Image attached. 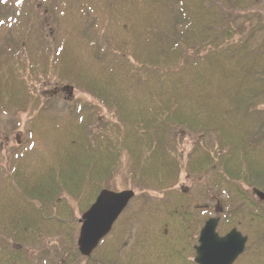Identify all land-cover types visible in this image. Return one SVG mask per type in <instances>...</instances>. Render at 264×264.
Instances as JSON below:
<instances>
[{"label":"rangeland","instance_id":"1","mask_svg":"<svg viewBox=\"0 0 264 264\" xmlns=\"http://www.w3.org/2000/svg\"><path fill=\"white\" fill-rule=\"evenodd\" d=\"M239 1L248 7L252 0ZM220 3L229 4L0 0V145H6L0 148V230L4 221H17L16 230L27 234L2 233L3 242L15 250L24 241V254L32 264H96L99 259L108 263L109 258L124 264L133 254L132 259L142 264H197L194 249L200 230L209 217L220 216V235L235 226L248 238L235 264H264V201L253 192L264 191V185L250 177L228 180L220 157L231 153L230 135H248L264 119V79L253 74L249 58L252 55L256 67L264 70V55L253 54L264 39V28L254 25L253 36L236 35L233 46L248 41L237 52H225L227 38L214 35L211 27L204 29L210 20L215 22ZM252 5L248 16L264 13V0ZM242 14L230 15V20L237 17L229 20L233 27L251 24ZM219 22L226 26L228 20ZM8 57L13 61L7 64ZM65 85L73 86V93L63 91ZM173 104L198 123L194 130L168 119L176 110ZM138 123L141 133L150 135L140 144L152 157L146 165L122 155L111 173L103 168L96 187L85 170L88 184L83 193L77 186L75 192L66 190L42 203L37 201L42 196L35 199L14 183L21 180L36 193L40 185L46 190L48 176L60 185L62 176L80 169L81 135L90 137V153H96L115 141V133L126 139ZM158 135L167 139L161 146L165 154L157 149ZM134 141L128 142L134 146ZM250 148V159L264 171V134L258 133ZM232 153L231 163L236 165L242 153ZM205 154L211 155V163L206 164ZM100 155L94 161L102 160ZM17 161L22 163L14 174ZM104 188L132 190L135 196L93 254L70 262L71 245L74 251L78 247L77 220ZM25 205L36 206L42 219L41 206L56 211L61 206L58 218L66 226L49 211L45 220L28 222L30 228L23 224L31 220L29 213L17 209ZM218 205L222 212L215 209ZM172 206H187L193 222L189 216H170Z\"/></svg>","mask_w":264,"mask_h":264},{"label":"trees","instance_id":"2","mask_svg":"<svg viewBox=\"0 0 264 264\" xmlns=\"http://www.w3.org/2000/svg\"><path fill=\"white\" fill-rule=\"evenodd\" d=\"M204 1L207 2L208 7H211V4H210L211 0H204ZM227 1L229 4L226 7L223 4H219V7L217 8V14H216L217 17L216 18H218V21L220 19H226V20H227V18L230 19V15L233 16V12H241V13L243 12L242 15H243L244 19L245 18H247V19L251 18V21H250L251 24L248 27L246 26L245 22H242L241 24H239L237 26L236 29L231 28L230 21L228 20V22L226 23V26L222 25L224 27L223 29L225 30V32L228 35H230L231 37H233L235 35L240 36V34H242V33H245V34L249 33L250 35H253L254 31L252 30V26H254V25H260V27L264 28V13L254 14L253 17L248 16L251 7H254V5H252V3L257 4L259 2V0H252L251 3L248 4L249 5L248 7H246L245 4H243L239 0H227ZM189 2H195L196 3V2H198V0H189ZM216 2H218V1H216ZM239 3H240V5H238ZM213 5L214 4H212V6ZM235 19H237V17L232 18L231 20L233 21ZM211 21L212 20H210L208 22V24H210ZM209 27H211V26H209ZM255 32H256V30H255ZM247 41H248V39L243 41L242 45ZM201 42H202V40H200L198 43H201ZM178 46H180L179 43H178ZM253 49L254 48H251L252 51H253ZM228 51L229 52H235L236 50L235 49H228ZM253 54L255 56H259V55L263 56L264 55V39L261 41L260 46H258L255 49ZM249 58L252 61L251 68L253 69V74L258 73V74L262 75L263 79H264V70H259L256 67V64H255L256 59L254 60L252 55L249 56ZM10 62H12V60L8 57L6 60V63L8 64ZM1 66H2V63L0 62V67ZM95 79H97V78H95ZM96 87L99 88V94L100 95L104 94V89L102 87H100V86H96ZM115 89H117V88H115ZM108 94H109V92H108ZM111 97H112V95H110V98ZM174 105H175L176 110L171 115L172 118L170 116L168 119L169 120L171 119V121H178V122L182 123L183 125H187L188 127L192 128L194 130L198 123H196V121L189 114L183 112L179 108L178 104H173V108H174ZM137 126L138 127H133L130 129L132 133L129 134L128 135L129 138L127 137L126 139L120 138L119 134L115 133V141L110 142V143L108 141V145H106L107 146L106 150L104 151L103 149H99L96 151V153H90L91 145H92V141L90 140V137H87V135H86V139H85L84 136L81 135L79 140H78V149L81 151L79 160H77L79 163V168H80L79 170L73 172V174L68 175L66 173L64 176H62V182L60 183V185H56L54 178L48 176L49 179H47V185L43 184L46 186V190L43 186L40 185L39 191L37 193L34 192L32 187L28 188L26 184H23L24 188L22 187V189L25 192L29 193L30 195H34L35 199H37L36 198L37 196L38 197L42 196L43 200L37 199V201H41V203H42V202L47 201L48 199H51L52 197L54 198L55 196L59 195L63 191H66V190L71 191L72 190L75 192L76 191L75 187H77V186L79 189L82 188L81 193H83L85 185L88 184L85 182V178H84V175H85L84 171L85 170H87V176H88L89 182L92 183V186L96 187L97 185L100 184L99 182H102L101 180L103 179V172H102L103 168L105 166H107L109 168L108 171L111 173L112 170L116 166V162L119 159L118 157H120L122 155H124L126 158L130 157L132 159L140 160V162L144 161L143 165H146L147 158H149L151 156H147L146 152L141 151L140 144H141V141L145 142V139L148 136L150 137V135L144 136L141 133V126L139 125V123ZM251 129L252 128H250L249 130H251ZM258 133L264 134V119L262 122H260L259 129L256 131L253 130L248 135H247V133H245V134H243L244 136L242 134H240V137H234L231 135L229 136L231 153H227L224 156H220L222 164L224 166V171L225 170L227 171V173L225 172L226 173L225 176L227 177L228 180H230V178L238 180L239 177L244 178V179H246L247 177H250L253 181H255L256 179L260 180L261 182H258V183L264 185V171L261 170L260 168L258 169L257 165L254 164L255 162L254 161L252 162V160L249 157V152L251 151V148H250L251 142L256 141ZM241 136H243V137H241ZM223 137H224L223 135L221 137H219V141H223L222 140ZM245 138H247V139H245ZM259 138H261V137H259ZM132 139L136 140V141H134V144H135L134 146H133V144L131 145L128 142L129 140H132ZM148 141H150L149 145L151 143L152 144L154 143V140L151 138H149ZM247 142H248V145H246ZM164 143H167V139L164 137H160L158 135L157 149L160 152L159 154H162V153L165 154L166 153L165 147H161ZM152 146L153 145H151L149 147H152ZM234 151H241V153H242V156H239L237 158L238 162L236 165H233V163H231L233 160V156H232L233 153L232 152H234ZM97 153L101 154L100 156H101L102 160H95L94 161V158H95ZM253 154L254 153H252L251 155H253ZM175 156H179V155L176 154ZM204 156L207 159L206 164L211 163L210 162V160L212 159L211 155L205 154ZM151 159H152V157H151ZM157 161H158V159H157ZM176 161L177 160H175L174 163H176ZM101 164L103 166H100ZM206 164L203 165V163H202V167L206 166ZM20 165L21 164L19 163V161H17L16 165H14V168L16 170H18L20 168ZM85 165H86V168H85ZM174 166H175V164L171 165V167H174ZM79 172H80L79 176L81 178L76 177V175L78 176ZM240 180H242V179H240ZM43 191H45V193H43ZM242 199H244V197ZM41 207L44 210L45 217L48 213H50L49 211H52V212L55 211L56 213H54V212L53 213L57 214L56 217L58 218L61 206H59V211H56V208H54L52 210V206H41ZM84 207L87 208V206H84ZM17 209L23 210V211H26L29 213V219H31V220H25L23 224H26L27 226L29 225L30 228L31 227L33 228V226H32V223L29 224L28 222H34L32 220H35V221L45 220V217L43 219L39 217V213L36 211V206L25 205V206H19V207H17ZM171 214H172V216L177 214L176 216H179L180 218L183 217L184 219H186L187 216H189L188 218H191V221L193 222L191 214L187 211V206H172L170 216H171ZM57 220L59 222H61L62 225H65V223L62 219L58 218ZM78 221H80V219L77 220V223H79ZM16 223H17V221L8 222L7 227H5V230H10V228L12 226L11 229H12L13 233L15 232L18 237L19 236H23V237L26 236L27 234L25 232H21V231L16 230V226H17ZM13 224H15L14 227H13ZM19 224H20V222H18V225ZM33 235H36V234H33ZM76 239H77V236H76ZM17 241H19V239ZM19 242L21 243L20 244L21 247L15 249V250L10 248L9 246H8L9 248L6 250H4L3 248H0V251L2 253V255L0 256V264H32L29 257L26 256L27 252L24 254V248H22V246H23L22 242H24V241H19ZM73 245L74 244L71 245L72 248L70 249V252H69L71 255H69L68 257H70V262L73 261V263H75V262H77L76 260H79L80 257H82V255L79 254L80 252L77 249L78 247L75 248L76 252L74 251ZM73 253H77L78 256L76 258H74ZM132 253H134V252H132ZM133 257H134V254L131 255L129 257L130 260H128V262L127 263L125 262L124 264H142V263H138L137 261L133 260L132 259ZM65 258H67V257H65ZM113 259H115V258H112V259L109 258L108 261H110V262H108V263H105V261L99 259V261H95V263L96 264H114L116 262L115 261L113 262ZM66 260H65V262H66ZM68 263H69V261H68ZM120 263H123V262H120ZM120 263H117V264H120ZM193 263H194V261H193Z\"/></svg>","mask_w":264,"mask_h":264},{"label":"water","instance_id":"3","mask_svg":"<svg viewBox=\"0 0 264 264\" xmlns=\"http://www.w3.org/2000/svg\"><path fill=\"white\" fill-rule=\"evenodd\" d=\"M255 192L264 200V193ZM134 191L124 190L114 192L104 189L98 195L95 203L83 213L78 237L79 251L83 256H91L100 242L111 232ZM220 208V207H219ZM219 218L208 219L199 235V244L196 245L197 264H233L244 252L247 236L233 228L224 236L219 235L217 227Z\"/></svg>","mask_w":264,"mask_h":264},{"label":"flooded vegetation","instance_id":"4","mask_svg":"<svg viewBox=\"0 0 264 264\" xmlns=\"http://www.w3.org/2000/svg\"><path fill=\"white\" fill-rule=\"evenodd\" d=\"M9 141H10V139H9ZM9 141H8V143H9ZM0 148L1 149H4L5 150V148H6V145H4L3 144V147H2V145H0ZM6 151H7V149H6ZM0 222H1V220H0ZM4 224L6 223L5 221L3 222ZM5 227H7V225L5 224L4 225V227L0 230V235L2 234V233H4L5 235H8L9 237L11 236V235H13V231H12V226H11V228H10V230H5ZM6 242H3V240H2V238L0 239V247L1 248H3L4 250H6V249H8L9 247V245L7 244ZM14 247H16V245L14 246ZM16 248H20V246H18V247H16Z\"/></svg>","mask_w":264,"mask_h":264}]
</instances>
